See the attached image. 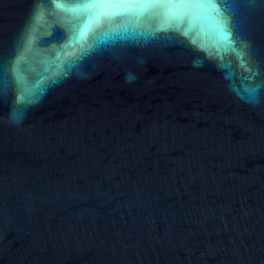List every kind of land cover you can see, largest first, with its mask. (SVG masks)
I'll return each instance as SVG.
<instances>
[{
	"label": "water",
	"instance_id": "obj_1",
	"mask_svg": "<svg viewBox=\"0 0 264 264\" xmlns=\"http://www.w3.org/2000/svg\"><path fill=\"white\" fill-rule=\"evenodd\" d=\"M226 2L246 68L195 5L97 42L0 0V264H264V0Z\"/></svg>",
	"mask_w": 264,
	"mask_h": 264
},
{
	"label": "snow or ice",
	"instance_id": "obj_2",
	"mask_svg": "<svg viewBox=\"0 0 264 264\" xmlns=\"http://www.w3.org/2000/svg\"><path fill=\"white\" fill-rule=\"evenodd\" d=\"M53 2L60 11L69 14L71 21L75 23V38L77 41H86L89 37L97 42H101L102 37L106 39L102 24L108 23L111 16L107 12L97 11L105 0H53ZM66 3L72 4L74 7H63ZM128 4L129 11L132 14H152L157 11L156 6L159 4L171 5L172 8L169 9L167 16L169 19L176 21L180 20V16L174 11L175 8L195 5L201 10V19L210 27L221 47L225 51L233 53L240 61L241 67H247L244 53L237 46L238 34L235 36L233 34L235 25L225 15V12L233 11V6L228 4L226 0H128ZM137 5H139L138 9ZM13 71L16 72L15 67ZM252 75H255V73ZM252 75L240 77L244 82V87L240 89L241 95H248L249 97L255 95L256 89L249 83Z\"/></svg>",
	"mask_w": 264,
	"mask_h": 264
}]
</instances>
